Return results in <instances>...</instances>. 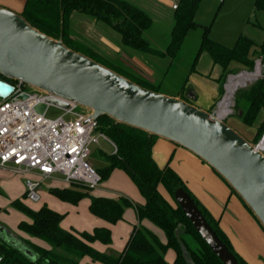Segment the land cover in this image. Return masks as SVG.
I'll list each match as a JSON object with an SVG mask.
<instances>
[{
	"label": "trees",
	"instance_id": "trees-1",
	"mask_svg": "<svg viewBox=\"0 0 264 264\" xmlns=\"http://www.w3.org/2000/svg\"><path fill=\"white\" fill-rule=\"evenodd\" d=\"M200 1H178L174 10L170 40L165 50L151 46L144 33L152 27L153 19L147 11L130 0H25L21 14L32 26L48 36L59 38L62 32L64 43L68 47L91 57L143 87L158 91L155 84L136 76L121 64L103 60L87 45L74 38L71 29L73 16L77 14L90 16L119 34L123 46L157 58H169L173 62L180 52L187 33L198 26L194 18ZM255 6L256 9L264 11V0H256ZM207 33L208 28H205L191 70H195L200 55L208 53L214 64L223 69L220 78L222 96L225 80L229 73L234 72L229 69L230 65L235 63L245 68H253L252 55L257 49L264 52V44L258 46L251 39L240 36L235 46L228 48L209 38ZM11 84L14 86L17 82L11 81ZM235 96L234 115L245 125L254 126L263 114V121L258 126L259 137L256 141L258 142L264 134V77L247 88L239 89ZM238 111H241L240 115ZM98 124L99 130L117 149L115 153L105 155L108 164L99 169L102 179L106 180L116 168L126 170L145 202L133 203L127 198L115 199L90 195L91 213L110 224H115L124 218L125 209L133 205L140 221L147 219L163 230L166 242L163 243L154 232L144 226L135 225L123 251L118 256L109 255L93 246L96 242L111 244L112 231L109 227H96L92 232L69 230L62 225L64 214L45 205L34 210L22 201L15 200L12 206L29 218V221H22L19 224V229L30 235L31 239L17 237L16 247L10 243L12 240L0 237V254L4 256L6 264H79L85 256L102 264H166L165 253L169 249H173L176 253L175 264H224L175 202L174 193L179 188H183L191 195L207 222L236 256L238 263L249 264L235 251L218 220L191 193L180 175L169 164L160 167L156 163L152 150L157 137L139 129L117 124L107 116L98 119ZM71 185L70 188H52L51 192L60 199L72 203L89 195L88 192L80 193L76 187H73L80 185ZM160 186L166 189L174 202H170L162 194ZM24 248L35 254L34 260L25 255Z\"/></svg>",
	"mask_w": 264,
	"mask_h": 264
},
{
	"label": "water",
	"instance_id": "water-1",
	"mask_svg": "<svg viewBox=\"0 0 264 264\" xmlns=\"http://www.w3.org/2000/svg\"><path fill=\"white\" fill-rule=\"evenodd\" d=\"M63 13L61 18V26ZM0 97L14 91L11 81L46 94L47 104L81 106L92 120L103 116L164 139L196 155L237 194L264 229V152L228 122L181 96L143 87L91 57L32 26L21 14L0 5ZM27 98V95H23ZM241 111H238V115ZM175 202L224 264L236 256L207 222L191 195L179 188ZM25 254L35 258L32 251Z\"/></svg>",
	"mask_w": 264,
	"mask_h": 264
},
{
	"label": "rangeland",
	"instance_id": "rangeland-1",
	"mask_svg": "<svg viewBox=\"0 0 264 264\" xmlns=\"http://www.w3.org/2000/svg\"><path fill=\"white\" fill-rule=\"evenodd\" d=\"M130 1L147 11L153 19L152 27L144 33V36L150 41L151 46L159 50H165L170 40L171 28L174 24L175 9L173 6L177 5L179 0ZM255 2L256 0H201L194 18L198 26L187 33L180 52L173 62L169 58H157L131 47L123 46L120 42L119 34L87 15H74L71 29L74 38L87 45L102 57L103 60L114 64H121L133 74L145 80L147 78L150 79L146 73L148 71L141 66L139 67L136 61L147 63L150 69L155 70V82H157L155 85L158 87L157 90L169 95L168 93L173 94L176 92L177 88L181 89L185 85L190 72H195L191 68L203 40L205 28H208L207 35L209 38L228 48H233L240 36L251 39L258 46L264 44V11L256 9ZM118 53L121 54L118 55ZM203 54L208 55L206 52L201 55ZM252 58L254 60L253 68H241V65H238L240 67H237L234 72L228 74L236 75L243 70L254 73L256 71V64L260 60L261 75L243 81L244 85L238 89L247 88L258 79L264 77V52L261 49H257ZM24 89L27 92H34V89L28 85H24ZM233 102L235 105V95ZM75 111L79 113L87 112L81 106H77ZM63 113L62 109L55 105H50L46 116L55 119ZM236 118V115L233 113L225 121L233 123ZM262 121L263 115L260 116L259 121L254 126H248L253 130V134L248 140L254 144H258L263 137L256 142L259 137L258 126H260ZM242 132V134L247 135L246 132ZM114 149V145L109 140L101 137L98 144L91 145L92 154L89 162L96 169L107 166L108 163L105 160V155L113 154ZM29 177L35 178L33 175ZM25 181L26 176L16 172L13 168L0 169V237L12 240L10 243L16 247L18 246V242H16L17 237L29 240L30 235L19 229V224L22 221H29V218L25 213L12 206V202L15 200L22 201V203L34 210L45 205L64 214L63 225L69 230L92 232L97 224H108L112 228V242L108 246L99 245L102 247L104 253L108 251L106 253L109 255H117L124 249L131 231V225L137 221V211L135 206H128L124 212V219L111 225L105 220H97L91 213L89 208L90 195L101 194L102 196L117 199L123 197L131 200L133 203L143 202L144 200L143 195L138 190L130 174L121 168L114 169L110 176L106 180H103L94 190L90 191L82 186H73L80 193H89V195L83 196L75 203L62 200L51 192L53 186L61 188L64 185H69L64 183L60 176L56 177L54 181H46L42 184L40 190L41 201L39 203L27 200ZM98 221L101 222L98 223ZM146 223L150 226L151 230L156 232L155 234L158 238L165 243L166 235L163 230L156 228L149 220H146ZM244 235L247 237L251 236L248 232H244ZM248 241H250L249 238ZM25 255L34 260L27 254ZM175 258V251L173 249L167 250L165 253L166 264H175Z\"/></svg>",
	"mask_w": 264,
	"mask_h": 264
},
{
	"label": "built area",
	"instance_id": "built-area-1",
	"mask_svg": "<svg viewBox=\"0 0 264 264\" xmlns=\"http://www.w3.org/2000/svg\"><path fill=\"white\" fill-rule=\"evenodd\" d=\"M176 7L173 6L174 9ZM252 74L243 70L227 76L225 92L211 111L213 116L223 121L232 116L233 98L239 87L231 95L227 86L242 77L253 78ZM24 94L27 98L23 97ZM226 98H230L232 103L223 110ZM46 99V94L38 90L34 89L32 93L25 91L24 84L20 82L14 85L12 94L0 97V169L13 168L26 176V198L33 203L41 200L43 181L56 175H61L69 184H77L90 191L96 189L103 179L89 162L91 145L98 144L101 137L111 142L99 130L98 120H92L89 112L75 111L77 105L60 108L64 113L55 119L46 116L51 104H47L44 113L37 112L36 107ZM116 151L115 147L114 153ZM28 173H35L40 179L30 178ZM0 264H6L1 254Z\"/></svg>",
	"mask_w": 264,
	"mask_h": 264
},
{
	"label": "crops",
	"instance_id": "crops-1",
	"mask_svg": "<svg viewBox=\"0 0 264 264\" xmlns=\"http://www.w3.org/2000/svg\"><path fill=\"white\" fill-rule=\"evenodd\" d=\"M24 3L25 0H0V5L12 9L18 13L22 12ZM120 54L121 53H118V55ZM136 62L138 63L139 67L141 66L147 69L148 72H145L150 77V79L147 78V80L152 84H156L157 82H155V70L150 69V67L147 66V63H142L141 61ZM237 67L240 66L233 63L230 65L229 69L235 70L237 69ZM241 68H243V66H241ZM222 74V67L219 65H215L209 54H203L201 55L195 67V72H190L185 85H183L181 89L177 88L176 92H174L173 94H168L170 96H181L182 98L188 100L190 103H193L199 108L211 112L214 110L217 101L221 97L222 85L220 83V78L222 77ZM228 123L241 134L243 133L242 131L246 132L247 135H242H245L247 139H250L251 135L253 134V130L242 123L238 118L234 119L233 123ZM152 155L154 160L160 167H164L165 165L169 164L170 167L180 175L191 193L204 205V207L214 216V218L218 220L220 227L226 233L235 251L241 257H243L249 264H264V229L254 217V215L250 212V210L246 207L243 201L237 196V194L234 193L229 185L209 165H207L205 162H203L188 150L177 146L174 143L159 138L156 140L153 146ZM100 168L101 167H98L97 170L99 171ZM30 175L35 176V179H40V177L35 173H28L27 176ZM59 176L62 177L61 175H56L53 178L43 181V183L46 181H54L56 177ZM62 181L66 184H69L64 180L63 177ZM70 187H72L71 184L64 185L60 189ZM52 188L59 187L53 186ZM162 188L164 187L160 186V191L162 192V194L170 202H174L166 189L164 188L162 190ZM94 195L102 196L101 194ZM144 202L145 199L143 200V202L137 203ZM97 220L103 219L97 218ZM146 220L147 219L140 221L137 214V221L131 225L129 237L135 225H142L148 230L154 232V230H151L150 226L146 223ZM99 222L101 221H98V223ZM151 224L153 223L151 222ZM153 225L156 228H159L155 224ZM63 227L66 228L64 225ZM96 227H109L112 231L111 226H108V224L106 223H99L94 228ZM244 232L250 233L251 236L247 237L246 235H244ZM248 238L250 239V241H248ZM40 243L43 244L42 242ZM99 244L102 243L96 242L93 244V246L97 250L104 253L102 247ZM122 251L123 249L121 250V252ZM106 252L108 253V251ZM119 254L115 256H118ZM79 264L102 263L95 262L89 256H85L80 260Z\"/></svg>",
	"mask_w": 264,
	"mask_h": 264
},
{
	"label": "bare ground",
	"instance_id": "bare-ground-1",
	"mask_svg": "<svg viewBox=\"0 0 264 264\" xmlns=\"http://www.w3.org/2000/svg\"><path fill=\"white\" fill-rule=\"evenodd\" d=\"M261 73H262V69H261V67H260V64L258 63V64H257L256 71H255L251 76H252L253 78H256V77H259V76L261 75ZM245 80H248V78H247V77H242V78H240L238 81H235L234 83H230V84L227 86L229 93H230L231 95H233V93H234V91L236 90L237 87H240V86L244 85V84H243V81H245ZM254 80H255V79H254ZM247 82H248V81H247ZM231 103H232V102H231V99H230V98H226L225 102H224L223 105H222L223 110H227V108L230 107ZM258 148H259L260 150H261V149L264 150V135H263L262 139H261L260 142H259ZM262 150H261V151H262ZM263 152H264V151H263Z\"/></svg>",
	"mask_w": 264,
	"mask_h": 264
}]
</instances>
